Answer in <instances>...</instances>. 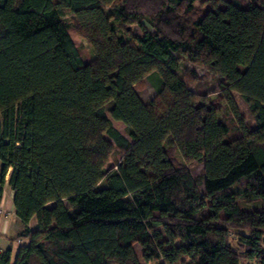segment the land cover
<instances>
[{"label":"trees","instance_id":"1","mask_svg":"<svg viewBox=\"0 0 264 264\" xmlns=\"http://www.w3.org/2000/svg\"><path fill=\"white\" fill-rule=\"evenodd\" d=\"M196 1L0 0V264H264V0Z\"/></svg>","mask_w":264,"mask_h":264},{"label":"rangeland","instance_id":"2","mask_svg":"<svg viewBox=\"0 0 264 264\" xmlns=\"http://www.w3.org/2000/svg\"><path fill=\"white\" fill-rule=\"evenodd\" d=\"M203 1H207V0L196 1L194 4L196 6L205 7L207 5V3L203 2ZM239 1H245V0H239ZM64 17L68 18L70 20L71 15L69 13H66V15H64ZM128 29H130L131 33H133V34H140L139 28L136 24H130L128 26ZM68 33H69L72 41L74 42L75 46L77 47L79 54L82 56L84 63H89L91 58H92V50H91L90 45L87 42V40L83 39L73 27L68 28ZM182 62L185 63V66L184 67L180 66L179 70L177 71V74L180 76H182L184 74V72H186V70L193 69L192 66L189 63H187L186 61L183 60ZM195 70H196L198 76L203 75V71L201 69L196 68ZM204 84L205 83H203V81L200 82L199 84L197 82H194L191 85V87H189V89L191 91H198V89L196 88L197 85L201 86V90L204 86H207V87L209 86L210 87L209 92L210 93H216L219 89L220 82L218 79L209 78L206 81V85H204ZM136 90H137L138 95L142 99V101L145 103H148L149 101H151L155 97V91H154L153 87L151 86V84L148 82V80H144L139 85H137ZM232 94H233V97L236 101V104H237L240 112L245 116V118L247 119V121L249 123H252V118H251V115L249 114L247 106L244 104V102L242 101V99L240 98V96L237 93L232 92ZM112 123H113V126L121 134L126 136L124 125L121 122L112 121ZM230 137H231V135L229 136V138ZM173 155H174V157H176L177 161H181V157L179 156V154L177 152H173ZM119 158H120V154H118V153L113 155L112 157H110L107 167L108 168H114V166L117 163V160ZM200 170H201V165H196L195 170H194V174H198L200 172ZM65 204H67V203H65ZM241 206L244 207L245 205L243 203H241ZM20 242H21V240H20ZM135 251H136L137 255L140 256V249H139V246L137 244L135 245ZM140 262H141V264H155L153 262L145 263L141 259H140ZM240 264H242V262Z\"/></svg>","mask_w":264,"mask_h":264},{"label":"crops","instance_id":"3","mask_svg":"<svg viewBox=\"0 0 264 264\" xmlns=\"http://www.w3.org/2000/svg\"><path fill=\"white\" fill-rule=\"evenodd\" d=\"M7 182L4 183L1 190V200L6 209L10 211V214L7 218L6 225L0 229V253L9 249L11 252V262L13 263L17 251L20 246L27 243V240L21 239V242L12 241L13 237L23 229V225L20 223L18 218L15 215V210L13 206V192L8 186ZM29 227H35V219H32L29 222ZM242 264H257L256 261H243Z\"/></svg>","mask_w":264,"mask_h":264},{"label":"built area","instance_id":"4","mask_svg":"<svg viewBox=\"0 0 264 264\" xmlns=\"http://www.w3.org/2000/svg\"><path fill=\"white\" fill-rule=\"evenodd\" d=\"M7 179H8V175L6 174L5 182H7ZM9 214H10V211L4 207L3 202L0 198V229L1 230H2V227L6 225V221H7ZM17 241L20 242V240H17Z\"/></svg>","mask_w":264,"mask_h":264}]
</instances>
